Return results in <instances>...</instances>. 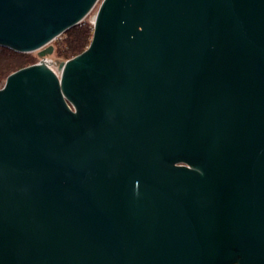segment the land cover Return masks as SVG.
<instances>
[{
	"label": "water",
	"instance_id": "water-1",
	"mask_svg": "<svg viewBox=\"0 0 264 264\" xmlns=\"http://www.w3.org/2000/svg\"><path fill=\"white\" fill-rule=\"evenodd\" d=\"M0 0V264H264V0Z\"/></svg>",
	"mask_w": 264,
	"mask_h": 264
},
{
	"label": "trees",
	"instance_id": "trees-1",
	"mask_svg": "<svg viewBox=\"0 0 264 264\" xmlns=\"http://www.w3.org/2000/svg\"><path fill=\"white\" fill-rule=\"evenodd\" d=\"M93 34L94 24L88 20L80 21L55 39L56 56L61 59H69L78 55L89 46ZM38 59L28 52L0 45V81L6 79L12 72L36 63Z\"/></svg>",
	"mask_w": 264,
	"mask_h": 264
},
{
	"label": "rangeland",
	"instance_id": "rangeland-1",
	"mask_svg": "<svg viewBox=\"0 0 264 264\" xmlns=\"http://www.w3.org/2000/svg\"><path fill=\"white\" fill-rule=\"evenodd\" d=\"M101 2H102V0H98V2L95 4V6L91 9V11L85 16V18H84L83 20H88V21H90L91 23H93L94 20H95L96 14H97V12H98V9H99V7H100ZM55 41H56V40L54 39L51 43H53V44L55 45ZM28 53L31 54V55H32L33 57H35V58L38 57V58H39L38 61L41 60V58H43V57L39 56L37 50H36V51H30V52H28ZM47 56H48V58H49L50 65H51L53 68H55V69H56V66H57V61H59V60H66V59L58 58V57L56 56V52H55V51H54L53 54H51V55H47ZM45 57H46V56H45ZM46 58H47V57H46ZM38 61H37V62H38ZM5 81H6V79H3V80L0 81V88L4 85Z\"/></svg>",
	"mask_w": 264,
	"mask_h": 264
},
{
	"label": "built area",
	"instance_id": "built-area-1",
	"mask_svg": "<svg viewBox=\"0 0 264 264\" xmlns=\"http://www.w3.org/2000/svg\"><path fill=\"white\" fill-rule=\"evenodd\" d=\"M44 59H46V60H47V58H46V57H43V58H41V60H39V61H42V60H44ZM39 61H38V62H39ZM49 63H50V61H49ZM51 67H52V66H51ZM52 68H53V67H52ZM53 69H55V68H53ZM56 69H57V66H56ZM56 69H55V70H56Z\"/></svg>",
	"mask_w": 264,
	"mask_h": 264
}]
</instances>
